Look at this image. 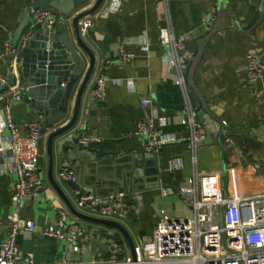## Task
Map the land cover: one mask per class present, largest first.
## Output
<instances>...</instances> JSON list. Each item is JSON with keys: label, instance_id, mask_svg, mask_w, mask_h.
Segmentation results:
<instances>
[{"label": "crops", "instance_id": "crops-1", "mask_svg": "<svg viewBox=\"0 0 264 264\" xmlns=\"http://www.w3.org/2000/svg\"><path fill=\"white\" fill-rule=\"evenodd\" d=\"M96 1L88 0L74 16L90 9ZM111 2L107 0L97 14L104 12ZM121 2L119 13L107 19L99 18L93 26L96 39L103 44L109 58L96 51V69L83 94L74 129L81 140L87 139L96 158L74 156L68 160L57 144L50 167L47 135H42L44 146L37 172L42 189L36 199L19 206L14 201L18 176L11 169L9 157L0 154V242L8 239L12 226L10 218L15 214L23 222L33 221L36 225L33 232L22 229L16 237L19 264L105 263L110 259L111 236L121 237L123 256L131 257L128 243L115 227L80 220L70 212L50 181V171L75 209L90 218L103 219L91 209H77V191L86 189L102 199L125 193L121 213L107 220L125 227L136 246L153 238L159 223V209H166L173 216L188 213L187 204H181L179 189L194 185L196 174L203 198L212 195L216 187H220L229 199L264 195V82L249 83L246 63L249 52L256 53L264 62V0H223L220 12L212 0ZM30 8L31 1L0 0V74L6 77L7 45L12 47ZM61 19L52 32L56 40L60 37L56 32L58 27L67 21L64 16ZM32 22L33 17L19 44ZM170 35L176 40L196 39L200 48L198 58L183 48L177 52L185 87L174 82L171 76L178 71L164 61L165 57L172 59L175 55H170L162 44ZM145 37L150 44L149 53L142 52L134 42ZM116 45H122L125 52L133 56L131 63L115 62ZM20 64L19 55L11 66L17 79L14 87L20 89L22 95L19 101L11 103L10 116L20 135L26 137L28 126L39 122V117L22 101L25 85L21 84ZM87 68L88 60L62 126L73 116L75 98ZM99 78L106 84L102 97L96 99L93 91ZM60 83L65 84L66 80ZM10 98L9 88L0 86L2 122L6 119L5 106ZM145 98L152 101L148 109L141 105ZM189 109L195 111L197 117L205 111L204 118L211 124V132L217 134L221 126L220 140L213 139L211 144L200 147L197 167L189 146L192 128ZM180 117L186 120L185 124L180 123ZM147 118L154 119L165 135L175 138L159 153V187H153L155 176L145 174L144 161L136 159L147 153L146 138L136 134L138 123ZM3 137L9 138L10 133L5 131ZM171 158H181L183 169L167 172V162ZM4 167L6 173H2ZM139 167L140 172L134 176V169ZM66 168L76 171L77 188L61 180L60 174ZM162 187L170 189L166 198H161ZM62 215L66 224L78 223L84 227V235L72 244L44 235L48 224Z\"/></svg>", "mask_w": 264, "mask_h": 264}, {"label": "built area", "instance_id": "built-area-1", "mask_svg": "<svg viewBox=\"0 0 264 264\" xmlns=\"http://www.w3.org/2000/svg\"><path fill=\"white\" fill-rule=\"evenodd\" d=\"M121 6V0H112L104 12L86 16L79 23L82 33L85 34L89 28L93 27L99 18L107 19L119 13ZM31 15L32 27L25 33L19 46L14 49L7 45V51L14 56V59L21 54L33 37L37 25H42L48 32H54L56 24L62 21L60 14L51 9L32 10ZM134 42L140 46L142 52H150V44L146 37L137 38ZM162 44L168 48L170 55L175 54L172 59L164 58L171 69L178 71L171 78L177 85L185 87L180 57L177 54L178 50L184 47V40H176L170 35L168 39L163 40ZM116 48L115 62H132L133 56L125 52L122 45H116ZM246 63L249 83L253 85L263 83L264 62L262 59L256 53L249 52ZM105 84L104 79L97 80L93 91L94 98L102 97ZM0 86L9 88L11 97L5 106L7 116L4 122L0 117V154L9 157L12 163L11 169L18 176L14 201L20 206L25 201L36 199L39 190L42 189L37 176L39 165L37 141L42 136V126L39 122L31 123L28 126V136L22 137L10 116L11 103L19 101L22 92L16 87L8 86L7 77L1 74ZM130 86H133L132 82ZM141 105L143 109H148L152 101L148 98L142 99ZM179 121L182 124L186 123V120L181 117ZM189 121L192 127L189 146L193 163L197 167L198 151L206 139V128L198 122L196 112L191 109H189ZM5 131L10 133L9 138L3 137ZM136 134L146 138L147 153L159 154L165 145L175 141L173 136L165 135L152 118L138 123ZM87 142V139L81 140V143ZM183 167L181 158H171L167 162L166 171L173 173ZM6 172L7 169L4 167L2 173ZM60 178L73 184L77 181L75 172L71 168L64 169ZM198 179L199 175L196 174L194 185L179 189L181 204H187L188 213H177L173 216L166 209H159V223L155 234L152 239L137 246L138 261L136 263L131 257L125 258L122 244L111 239L109 261L91 264H264V195L255 198L229 199L220 187H216L212 195L203 198L200 196ZM169 194L168 187L161 188V198H166ZM77 195V209H91L103 219H112L121 213L124 206L125 193L123 192L104 199L86 189L77 191ZM10 219L12 226L9 237L0 242V264H19L16 237L22 229L29 232L36 229L33 221L23 222L17 214ZM84 233L82 225L66 224L64 215L48 224L44 230L46 237L70 244Z\"/></svg>", "mask_w": 264, "mask_h": 264}, {"label": "water", "instance_id": "water-1", "mask_svg": "<svg viewBox=\"0 0 264 264\" xmlns=\"http://www.w3.org/2000/svg\"><path fill=\"white\" fill-rule=\"evenodd\" d=\"M31 1L30 14L24 24L18 29L12 48H17L23 32L29 22L32 20L31 11L42 9H51L66 18V22L60 25L57 29V34L60 36L56 40L52 32H48L42 25H37L33 37L28 41L26 47L20 54L21 64L19 71L21 72L22 82L25 85L23 90L22 101L31 108H33L39 117V123L42 126L41 134L47 135L46 148L50 161V167L53 162V152L55 146L58 144L61 153L67 154V159L74 156L79 158L94 159L96 156L92 155V150L88 144L81 143V136L74 133L76 123L79 117L81 100L87 86L89 85L93 73L96 69V51L109 58L104 50L103 44L96 39L94 27L89 28L86 33H82L80 28V21L88 15H93L98 12L106 3L107 0H97L94 5L83 12L74 16V13L85 5L88 0H24ZM128 0H124L126 4ZM214 6L218 8L219 12L222 9L223 0H212ZM264 10V2H263ZM26 7V6H24ZM259 16V15H258ZM258 18V17H256ZM255 22V20H254ZM196 39L184 41L183 50L192 52L194 55H201L200 48L195 43ZM94 47L97 49H94ZM5 60L8 65L7 80L8 86L14 87L17 84V79L12 70V63L14 56L6 55ZM88 60V68L80 83L79 90L75 98L74 113L70 121L62 126V122L66 119L70 110V100L73 91L84 73V68ZM61 80H66V83H60ZM6 87H3L5 89ZM205 111L198 114V122L206 128V139L203 145L211 144L213 139L220 140L219 131L211 132V124L207 121ZM51 130L48 133V130ZM214 131V130H212ZM44 138L37 141L38 154L39 149H43ZM140 161H144L145 174L155 176L156 183L153 187H159V154L143 153L136 157ZM74 170V169H73ZM140 167L134 169V176L137 171L140 172ZM75 172L77 181L75 184L70 183L77 188L79 180ZM50 181L55 187L60 197L70 210V212L80 220L93 222L101 225H108L115 227L128 243L131 259L134 263L138 261L137 246L129 232L118 222L107 219L90 218L78 210L71 204L70 200L56 184L52 177V172L49 173ZM128 185V184H127ZM78 198V195H77ZM119 244L123 243L120 236H111ZM122 259V257H119Z\"/></svg>", "mask_w": 264, "mask_h": 264}, {"label": "rangeland", "instance_id": "rangeland-1", "mask_svg": "<svg viewBox=\"0 0 264 264\" xmlns=\"http://www.w3.org/2000/svg\"><path fill=\"white\" fill-rule=\"evenodd\" d=\"M39 151H40V153H42V149L41 150L39 149Z\"/></svg>", "mask_w": 264, "mask_h": 264}]
</instances>
